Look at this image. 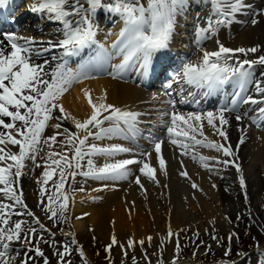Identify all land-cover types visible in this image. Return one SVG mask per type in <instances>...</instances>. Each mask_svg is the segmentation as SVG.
<instances>
[{
    "label": "snow or ice",
    "instance_id": "1",
    "mask_svg": "<svg viewBox=\"0 0 264 264\" xmlns=\"http://www.w3.org/2000/svg\"><path fill=\"white\" fill-rule=\"evenodd\" d=\"M9 0H0V7L7 5ZM85 3L87 7H85ZM188 0H147L146 5L142 4L140 0H111L105 3L104 0H35L32 6L33 12L48 13L52 18L63 23L64 26V39L57 45L63 48L64 56L77 55L83 48L89 44L97 43L95 40L97 25L93 22L98 9L107 12L118 14L124 22L118 37V42L113 45L117 50V54L123 57L122 61L113 65V73L115 75L123 74L125 71L133 67L137 62L140 64L141 70L147 74L150 68L151 59L154 53L169 46V42L176 26V18L182 14ZM212 5V13L208 17L207 27L196 26V44L208 39L210 35H214L221 26H227L233 23V18L236 13L245 9L251 8L245 0H210ZM264 13V9L260 10ZM79 17L73 23L70 17ZM213 16L215 19H213ZM251 23L256 25L258 20L253 16ZM5 39L7 44L10 45V51H5V46L0 44V163H5L6 167H0V184L6 185L2 191L5 193H13L12 199L16 204L23 205L22 194L16 195L11 185L8 184V175H14L16 178L21 177V169L24 167L23 161L25 158L35 160V152L37 145L41 141L44 129L49 125V121L59 119L54 117L53 111L59 109L61 113L64 109L61 105L56 103L61 94L67 91L68 86L73 82L79 81L81 78H89L90 72L97 67L96 61L89 62L84 65L80 71L73 72L71 69H66L63 64L57 66L52 72L50 79L44 77L48 73L44 70V65H37L31 62L29 55L30 48L18 43V38L12 34H6ZM27 44L32 41L26 40ZM217 51H203L199 62H186L176 76L179 78L181 75L184 81L196 88L206 89V95L222 89L225 85L231 84L234 91L231 95V103L224 104L216 112L205 113H189L187 116L181 115L176 112L171 113V122L167 127V133L170 143L177 145L184 149L182 154H188L189 144L178 139L183 137L185 141H190L194 145H202L205 147L213 148L217 152H221L224 157L234 156L231 146L210 141L204 136L203 122L206 120L207 124L214 130L216 134L222 137L225 141L228 140L227 132L223 126L229 124V120L225 117L226 112L236 111L239 105L245 104H260L264 103V81L254 79V68L256 65L264 66V55L259 56L255 60L239 59L236 53L245 54L256 53L259 46L250 48H228L221 44L219 41ZM46 51V49H45ZM98 59L101 64L110 59L103 46H100L98 52ZM234 61V63H229ZM47 63V61H45ZM264 75V73H261ZM254 84L255 92L260 96L256 99L253 96H246L248 86ZM85 97L88 99L92 111L91 115L83 122L75 121L77 130H83L86 135L79 137L76 133L70 132L67 128L63 132H57L44 140L51 148L52 143L57 142V136L63 135L68 145L74 148V155L69 157L54 151L49 152L51 164L59 168L60 182L56 184V192L59 193L63 188L65 179V168L82 167L79 163L73 164L74 161L83 160L85 156L92 154H102L106 156H115L119 153H129L132 149L123 147L121 145H111L108 147H98L95 144L88 145V151H83V146L86 145L88 137H95L97 139L102 136L111 137L113 135H120L128 139L129 136L125 135V131L131 134L134 138L136 129V118L139 115L135 112L122 110L112 104L100 102H93L90 93L85 90ZM106 97H100V100H105ZM172 104L173 101H168ZM102 113H108L103 115ZM259 119L264 120V107L258 109ZM243 117L236 115L235 119L239 122ZM9 121V122H6ZM219 121V125L215 121ZM253 123L257 122V118H252ZM105 121H110L111 126L103 128L102 125ZM19 122V124L17 123ZM122 125L124 127H122ZM55 129L61 128L60 123L51 125ZM91 128H99L98 132H92ZM241 132L239 144L245 141L246 129L240 128ZM197 134L204 139H198ZM51 142V143H49ZM154 150L157 155L159 169L166 174V161L160 155L161 142L153 141ZM8 145L18 146L19 152H12L7 148ZM143 156H148L150 153L142 152ZM55 157H59L56 159ZM197 157L194 155L193 159ZM208 158L199 157L200 162L204 167H208L205 161ZM12 161L13 163H7ZM63 161V165H62ZM222 163L227 166L231 161L225 159ZM89 167L88 171H82L79 174L85 177H92L97 180L108 179H126L129 175V165L139 164L140 172L150 179L155 180V169L149 163L136 159H122L116 160L111 163H105L101 167H95L92 159L87 160ZM15 167V172L11 170ZM50 167V166H49ZM238 173L241 169L238 164L235 165ZM56 169L51 171L45 170L43 173V183L46 184ZM73 178L77 172L72 171L69 173ZM180 175L187 177V172H180ZM136 183L140 184V179H136ZM241 189L246 188L245 178L241 174L239 177ZM193 188L198 186L193 183ZM215 187V185H214ZM41 194L43 195L45 189L41 187ZM57 199H62L59 208L56 207V201L52 196L48 197L49 203L44 205V210L50 213L49 219L57 217L58 213L63 214L67 208V196H57ZM10 205H0V225H9V214L5 212L6 208ZM19 215L20 213H16ZM27 215L32 216L33 213L28 212ZM39 224V220H36ZM43 230L44 225L40 224ZM36 229L31 228L28 234H23L22 222L17 221L14 225L9 227H0V264H10L11 257L8 256L12 242H22L27 245L32 244L29 238L34 234ZM23 234V236H22ZM174 233L169 230L168 236L172 237ZM236 234L232 233L229 237L231 239ZM215 239V237H213ZM152 237H147L151 241ZM76 243L75 240L72 241ZM116 237H112V244L107 246L105 251H110L111 246L116 244ZM133 240L128 241V247H133ZM141 245L144 240H140ZM177 249L179 244L177 243ZM35 252L38 257H44L43 252L39 247L30 249ZM63 261L64 257L69 254V248L64 247L63 252L55 253ZM81 255L83 253L81 252ZM225 255H228L226 252ZM27 257L21 260L20 264H28L32 259L25 253ZM44 264H49L47 258H44ZM86 264V262H85Z\"/></svg>",
    "mask_w": 264,
    "mask_h": 264
},
{
    "label": "rangeland",
    "instance_id": "2",
    "mask_svg": "<svg viewBox=\"0 0 264 264\" xmlns=\"http://www.w3.org/2000/svg\"><path fill=\"white\" fill-rule=\"evenodd\" d=\"M32 1L20 0L15 9L19 8L20 11H22L27 6L31 10L32 8L30 2ZM104 2L108 3L111 2V0H104ZM262 2L264 3V0H262ZM85 7H87L86 3ZM36 13L38 15L37 19H32L28 25H24L14 36H19V38H21L18 39V43L30 48L29 55L31 57V61L34 59L43 58L53 63V67L49 73L50 79L52 72L57 68V66L63 64V62L59 63V60L62 57L61 52H64V49L58 47L57 45L62 39L65 38V29L63 23L52 18L50 14L46 12ZM258 14L259 12L257 11L253 16H255V18L258 16L263 18V16ZM45 15L48 16L51 22L40 25L42 23L41 18ZM106 15V20L109 19V21L104 24L103 21L105 20H103V18L105 19ZM112 16L114 17L110 19ZM69 19L75 23L79 17H70ZM122 21L123 20L118 14H113L102 9H98L95 16L93 17V22L97 25V32H99L101 35L103 34V38L104 36L106 37L104 39H107V42H105L108 46H111V43L113 42V30L120 26ZM259 23L264 26L263 20L258 21L256 25H259ZM31 25H35V27ZM43 28L47 29L48 32L44 31L45 34H42ZM110 32H112V35ZM5 35V33H1L0 37L7 43ZM26 40L32 41V43L27 44ZM217 41H219L225 47L229 48V46H231L228 34H226L224 30L219 29L213 36V44L204 45L203 47L214 45V48L218 50V44L216 43ZM10 50L11 49L9 45L8 51ZM84 53H86V56L89 55V51H85ZM86 56L83 55V58L85 59ZM238 57L239 59H242L240 56ZM63 65L65 68L69 69V66L65 64ZM100 76L101 77L99 78H107L110 75L103 73ZM119 80H122V82H129L128 79L120 78ZM79 82L81 81L73 82V86H77V90L83 92L81 83ZM72 87H68L67 89V93L72 91L70 96L69 94H62L57 99L58 104L63 107L64 112L61 113L59 109H55L53 111V115L57 113L60 118L63 119L65 123H67L68 127L73 133H76L79 137H82L85 134L84 131L77 130L75 123L71 122L72 119L66 116V112H71L73 117L76 115L77 117L79 116L80 122H83L85 118L87 119L90 116V109L87 106V100H85L83 103L76 101V94L73 92ZM83 98L85 99V95ZM60 100L63 102L61 103ZM72 102L75 103L76 109L73 107ZM107 114L108 113H102L101 116ZM149 117H152V115ZM227 117L230 118L232 116L227 115ZM6 122L9 121L6 120ZM108 122L109 121H105L103 125L111 124ZM50 124L51 121H49V125L42 133L41 141L39 145H37V151L35 152V158L36 156L43 158L48 155L49 152L54 151L61 153L62 155H67L70 159L71 155L75 154L74 148L71 145H68L66 142L61 143L62 141H60L58 138L56 143H52L51 148L48 147V144L44 143V140L53 135L51 130L52 126L50 127ZM245 125L246 121L244 119H242L240 123H236L234 119H231L229 120V124L223 127L226 132H230L231 129H235L237 131L236 133H238L240 128L246 127ZM90 130L92 132H98L99 128H91ZM0 131H3V129L0 128ZM143 133L150 134L149 131H144ZM107 137L108 136H102L100 139L95 137H91V139L88 138L86 145L83 146V151L87 152L88 145L92 144H95L98 147H108L102 145L103 141H105ZM146 139L148 140V137H146ZM125 142L127 141L125 140ZM111 145L113 144L111 143L109 146ZM0 147L4 146L0 145ZM193 147L197 150L198 148L199 150L204 148L202 145ZM7 148L12 152H19L18 146L8 145ZM141 149L143 152L149 153L150 150L153 149V146H142ZM203 150L206 149L204 148ZM119 154L122 155V153ZM89 158L92 159L95 167H101L97 153L92 154L91 156H85L83 160L73 162L74 165L79 163L82 167L68 168L66 165H63L62 162V165L65 168V179L63 182V188H61L60 192L57 193L56 184L60 182L59 168H57V166L55 167L58 172H54L52 178L49 179L46 184H44L43 176H41L43 173H37V170L32 168L35 165V160L26 157L23 161L24 167L21 169L22 175L20 177V189L13 188V191L16 195L22 194V199L24 202L23 205L16 204L11 198L13 193H5L2 191L4 188L0 184V205H10L9 208L5 209V212L9 214L8 219H11L10 224L6 227L14 225L15 222L20 221L22 222L23 234H28V231L31 228L36 229V232L29 236V238L32 240L31 245H27L22 242H12L13 245L11 243L10 251L8 253V256L12 258L10 260V264H20L21 260H25L27 258L25 256L26 252L28 256L32 257V259L28 261V264H44V258H47L49 264H85V262L86 264H206L205 262L212 260H218L217 263H220V261L224 260V263L222 264H226L228 260H230V262H234L236 260H248V258L254 259L253 257H257L256 260H259L258 258L264 257L259 253H252L250 255L241 257L242 254L246 253L248 250H259L264 246V217L257 219L249 216L251 212L255 211V208L253 211L243 210L240 208L236 209L237 213L236 210H234L233 213L228 212L230 213L227 217L230 219L229 225H225L224 223L218 222L216 220V223L214 221L207 226L204 224L201 226L199 223V220H203L201 217L202 215H195L193 212L188 211L187 215H182L183 218H189L187 222H182L181 225L173 224L172 230L174 232V236H172L173 243L170 248V252V237L167 235L168 225L162 223L156 224L157 218L154 216L153 222L148 225L150 231L147 233V237H152L151 241L147 240V238L146 240L140 239L144 240V244L141 245L138 243L140 240H136L134 241L136 243H134L133 247H128L129 238L126 234L129 232L126 230L127 233H125L123 237L122 235L118 234V231L115 233V230H113V219L115 217L112 216H115L118 211H121L124 221L126 218L128 219L127 214H129L130 209L127 206H132L134 203L132 202V198V200H130L131 194L128 193V187L130 183L127 182V184L123 185L122 189L118 193L110 194L109 190L106 188L112 187L113 183L111 181H109V183H100L101 180H97L92 177H85L79 174L82 171L89 170L87 164V160ZM10 162L13 163L12 161ZM189 162H191L192 165L195 164L190 159ZM147 163H149V165L155 169V172L158 174L157 176L155 175V180L151 179L155 191H152L153 188H141L140 186H137L136 189H138L137 191L139 193L149 191L147 194H149L150 197H153V201H155L157 204L158 213L166 214L162 215V221H170L169 218L172 217L170 213L171 204L170 199L165 192L168 183L166 181L168 178L160 171L156 161H149L148 158ZM0 167H6V164L0 163ZM11 171L14 173L15 167H13ZM72 171L77 172V175L74 178L69 175V173ZM8 177L15 176L9 174ZM41 187L45 189L43 195L40 191ZM103 188L106 192L105 195L103 192H101ZM133 192L135 194V190ZM96 194L98 196L100 195V197H97ZM198 195L200 194L198 193ZM49 196H52L56 201L57 208H59V204L62 202V199H57V196H60L61 198L63 196H67L68 198L66 210L62 215L58 213L57 217L53 219H49L50 213L44 210V205L49 203ZM134 197H136V199L138 198V196ZM249 200L256 202L260 201V199L256 197L253 199L250 198ZM206 201H209V199H206ZM74 202L79 204L80 210L74 211L72 215L71 210L72 204ZM261 208H264V206ZM28 212L33 213V215H27ZM16 213L20 214L17 215ZM101 213L104 215H109L112 219L110 220V223H108V226L105 225L106 228L108 227V229H105V227L103 228L102 226H96L94 222L87 221L90 216H96ZM262 213L264 215V212ZM36 220H39V224L36 223ZM76 220L82 223V227L80 230L71 231L72 223H74ZM232 222L234 224H232ZM40 224L44 225L43 230L40 228ZM64 231L68 232V234H65ZM120 232L123 231L120 230ZM155 233L157 234V237L154 236ZM232 233H235L236 235L229 239ZM113 236L116 237L117 243L111 246L110 251H105L106 247L112 244ZM213 237H215V239ZM73 240L76 241L75 244L72 243ZM177 243L179 244V249H177ZM65 246L69 248V254H67L64 257V260L61 261L60 257L55 253L63 252ZM35 247H39V249L43 252L44 257H38L35 255L34 251L30 250L34 249ZM81 252L83 255H81ZM226 252L228 255H225ZM169 253L171 258L170 260L167 259ZM144 258H146V260H144Z\"/></svg>",
    "mask_w": 264,
    "mask_h": 264
},
{
    "label": "bare ground",
    "instance_id": "3",
    "mask_svg": "<svg viewBox=\"0 0 264 264\" xmlns=\"http://www.w3.org/2000/svg\"><path fill=\"white\" fill-rule=\"evenodd\" d=\"M203 1H205V3L206 2L208 3L207 7L209 5L212 6L210 0H188V3L186 4L182 14L177 16L175 30L171 38L172 42L175 45H177L178 43V38H183L184 42H186L185 40L188 39L185 33L187 29H184L185 26L182 27L183 31H181L184 32V34H180L181 32L179 33V30L177 28L181 25V23L183 24L184 22L190 24L191 28L193 27V20L199 14L197 13V15H193V13L197 12L196 7L201 5ZM261 1L262 0H258V1L245 0L247 4L251 5V8L245 9L235 14L233 21H235L236 23V29L234 30V37L230 40L231 46H229V48L235 49L239 47L250 48L259 45L260 47L258 48V51L256 53L247 54L250 56H254L255 59H257L261 55H264V28H263L264 26L261 23H259V25H253L251 23L252 19L250 16L252 15V13H254V9L256 6L252 2H256V4H258L259 2L261 4ZM140 2L146 5L147 0H140ZM34 3L35 0L30 2L31 8L34 5ZM9 5L11 4L9 3ZM201 8H204V5H202ZM261 9H264V3H262L261 6L259 7V10ZM261 15H264V13H262ZM74 17L76 16H73V18ZM260 18L261 17L258 16L256 19L258 21L261 20L264 21L263 19L264 16L263 18L261 19ZM196 22L197 25H199L200 19L197 18ZM123 26H124V22L122 21L120 26H118L115 29L113 28L114 29L113 35L112 32H110L113 40L111 46H108L106 42L103 43L104 45L102 44L103 48L110 56L109 59L110 64H107V61L101 64L100 60L98 59V52L92 56L91 54L86 56L85 53L84 54L86 56L85 59L83 58V54L80 52L74 56H64V52L63 51L61 52V56H62L61 59L63 60V64L69 66V69H71L73 72L80 71L84 65H87L89 62L92 61H96L97 63V67L94 69L95 70L94 72L99 73L100 71L106 69L107 67L111 72V75L107 78H98V77L95 78V76L94 77L92 76V78L90 77V79L81 78L79 80L81 82L79 83H81L83 92L78 91L77 86H73V83L70 86H68V87L73 86L72 89L73 92H75L76 94L77 102L83 103L85 100L88 101L86 97L85 99L83 98L84 92L85 90H87L90 93L93 102L96 103L104 102V103L112 104L122 110L135 112L139 114L136 118L137 132L134 138L131 137L130 133L125 131L124 134L129 136L128 139H125L123 138V136L120 135H113L111 137H107V139H105V141H103L102 144L105 146H109L111 143L113 145H121L123 147L132 149V151L129 153H122V155L117 154L115 156H106L97 153L101 166H103L105 163H111L116 160H122V159H136V160L148 162V158H149V161L150 160L156 161L157 166L159 167L157 155L154 150L153 141L155 138L157 141L161 142L160 155L166 161V174L165 172L162 173H164L168 178V179L166 178L167 179L166 182L168 183H167V187L165 186L166 187L165 192L167 193L170 199V204H171L170 213L172 217H170L169 220L171 222L162 221V215H166V214L158 213L157 204L155 203V201H153V197H150L149 194H147L149 193V191H145L143 193L142 192L139 193L137 191L138 190L136 189L137 186H140L141 188L148 187L150 189L153 188V184H152V180L148 176L140 172L139 169L141 165L134 164L128 166L129 175L127 176L126 179H115V180L108 179V180L100 181V183L101 182L109 183V181L113 183L112 187L106 188L109 190L110 194L118 193L122 189L123 185L127 184V182L130 183L128 187L129 190L128 193L131 194L130 200L133 199L132 202L134 203L132 204V206H127L129 207L130 211L129 214H127L128 219L126 218L125 221L123 219V214L121 213V211H118L115 216H112L115 217L113 219L114 222L113 230H115V233L118 231V234L122 235L123 237L124 234L127 233L126 232L127 230L129 233L126 235L128 236L129 240L130 239L133 241L140 239L146 240L147 233L150 231L148 225L151 222H153V217L156 216L157 218L156 224L162 223L168 225V229H167L168 230L167 235H168L169 230L173 232L172 230L173 224L181 225L182 222L188 221L189 218L186 219L182 217V215L185 214L187 215L188 211L193 212L195 215H202L201 217L203 220L201 221L203 223L199 220L201 226H203V224L207 226L208 224L214 221L216 223V220L218 222L224 223L225 225H229L230 219H228L227 217L230 213L228 212L233 213L234 210L240 208L248 211H253V209L255 208V211L251 212L250 215L249 214L248 215L257 219L263 218L264 215L262 212H264V208L261 207L264 206V128L263 127L259 128V127L261 125L263 126L264 120L259 119L258 109L260 107H264V103L254 104V105L253 104L243 105L241 107L244 113L240 115L243 117L242 119L246 121L245 129L247 131L246 133H244L246 137L245 141L243 144H240L239 147H237V145L239 144V140L241 136L240 131L236 133L237 131L235 129H231L230 132H227L228 140L225 141L222 137H220L218 134L214 132V130L207 124V121L203 122L204 136L207 137V139L210 141H215L217 143L225 144L226 146H231L235 154L234 156L224 157L221 152H217L215 149L205 146L203 147L206 150H203L204 148L202 150L201 149L199 150L198 148L197 150L193 147L194 144L192 142L185 141L183 137H179L178 139L182 140L185 143H188L189 146L193 147V148L189 147L188 154L186 155L182 154L184 152L183 148L170 143L167 133V127L170 125L172 112H176L181 115L187 116V114L181 112L179 109L183 108L181 107L180 103H183V101H188L190 99V96L187 95L185 97L175 98L176 102H174L172 99H166L164 97V93H162V95L156 93V95L154 96V95H149L141 87L138 88L139 87L138 84L147 87L148 84L152 82L154 83L156 82V80H153L152 78L157 77L159 70L163 68L164 64H162V62L164 60H169V61L173 60L172 56H168V53H170L169 50L171 49L172 45L170 44L168 49L167 48L162 49L159 52L153 54L150 68L149 71L147 72V74L149 73L150 74L145 81L143 80L145 79L147 74H145L141 70L140 64L139 62H137L135 65H133L130 71V74L133 75L134 77L133 79H136L137 82L136 85H132L131 83H127V82H122L119 79L122 77H126V75H128L129 73L125 71L123 74L114 76V74H112L113 73L112 66L119 64L123 59L121 55L117 54L116 49L113 50L114 49L113 45L118 42L119 33L123 28ZM98 36L100 37L99 40H101L102 35L96 31L95 37ZM189 41L191 42V40ZM0 44L5 46V51L7 52L9 49V45L3 39H1V37H0ZM180 47L181 45L177 46L176 49H179ZM183 47H188V46L185 45ZM111 50L114 51V54L112 53L113 55H110ZM203 51L206 50L202 48L192 49L190 59H188L187 62L189 61L199 62V59L202 56ZM235 55H245V54L236 53ZM76 57H81L84 59V61H82V63L80 64H76L77 61ZM45 61H47V63H45ZM31 62L37 65H44V70L46 73H48V75L45 76L44 78L49 79V73L51 68L53 67V63L43 58L34 59ZM229 63H233V61H229ZM173 67L174 65L170 66L168 70L172 69ZM254 73L257 74L255 80L264 81V75H261V73H264V66L256 65L254 68ZM133 79L130 78V81L132 83H135L133 82ZM248 88L251 90L252 89L255 90L254 84H250ZM71 93L72 91L70 93H67V91H65L63 94L64 95L69 94L70 96ZM208 95L211 96V94ZM103 96L106 97V99L101 101L100 97ZM254 98L260 99V96L256 93L254 95ZM211 99L214 98L209 97L208 101H210ZM60 101L61 103L63 102L62 100ZM168 101H173V103L169 104ZM56 103H58V101H56ZM72 105L76 109L75 103L72 102ZM255 105L256 107L254 108V110H252V112H248ZM87 106L90 109V115H91L92 109L88 104V102H87ZM190 106H195V104L191 103ZM197 108L201 109L202 106H198L196 107V109ZM205 112H211V109L198 110L194 113H205ZM246 112L248 113L245 114ZM150 115H152V117H149ZM227 115H230L232 117L228 118ZM236 115L238 114L225 113V117L228 120L234 119L236 123H240L242 119L238 122L235 119ZM66 116L72 119L71 122L75 123V121H80V117L79 116L77 117V115L73 117L71 112L68 113L66 112ZM54 117H59V119L51 120L50 127L52 124L60 123L61 128L57 130L54 127H52L51 130L53 134H56L58 131L62 133L64 128H67L70 132H72V130L68 127L67 123H65L57 113L54 114ZM102 117L103 116H101V118ZM253 117L257 118L256 123H253L252 120ZM17 123L19 124V122ZM108 123L111 122L109 121ZM215 123L217 124V126H220L218 120L215 121ZM147 124H149L150 126H147ZM104 125L103 128H108L111 126V124L109 125L104 124ZM122 127L124 126L122 125ZM143 128H146V131L150 132V134H142V135H147L146 137H149L150 141L143 140L146 139V137L145 138L141 137L143 139H140V133L142 132L141 130ZM161 128H164V130L160 131ZM85 135L86 133L84 134V136ZM57 138L60 141L65 140V137L63 135H58ZM88 138L91 139V136ZM197 138L204 139V137H200L198 134H197ZM124 139L127 142H125ZM146 143H149L148 145L153 146V149H151L149 152L150 155H148L147 157L140 154L143 152L141 149L142 146H144ZM197 146L195 145V147ZM194 155L197 157L196 159H193ZM201 156L208 158L205 161L208 167H204L200 162L199 157ZM55 158L59 159V157H55ZM189 159L195 164L192 165L191 162H189ZM225 159L231 161V163H229L227 166H225L222 163V161H224ZM7 162L11 163L10 161ZM34 164L35 165L32 168H35L37 170V173H44L46 169L51 171L56 167V165L51 164V159L49 158V154L43 158L36 156ZM236 164L239 165L241 169V173L237 172L235 167ZM182 171L187 172L188 176L187 177L181 176L180 172ZM55 172L57 173L58 171L56 170ZM241 174L245 178V183H246L245 189H241L240 187L239 177ZM155 175L156 176L158 175L157 172H155ZM137 178L140 179V184L136 183ZM20 180H21L20 177L19 178L8 177V184L11 185V187L14 189H20V184H21ZM193 183H195L198 187L193 188L192 187ZM1 186L3 188L6 187V185L4 184H1ZM134 190H135V194L133 192ZM152 191H155V188H153ZM101 192H103L104 195L106 194L104 188L103 190H101ZM198 193L200 195H198ZM133 195L138 196V198L136 199V197H134ZM96 196L100 197V195L98 196L97 194ZM255 197L260 199V201L256 202L249 200L250 198L253 199ZM206 199H209V201H206ZM77 210H80L79 204L77 202H74L72 204V210H71L72 215L74 211ZM258 210L262 212H259ZM10 220H9V224H10ZM110 220H112L110 216L104 215L103 213L98 214L96 216L93 215L92 217L90 216L87 219V221L94 222L96 226H102L103 228L105 227V229H108V227L106 228V226H108ZM232 224L234 223L232 222ZM6 226L7 225H0V227H6ZM81 227H82V223L76 220L74 223H72L71 231L80 230ZM120 230H122L123 232H120ZM64 233L68 234V232L66 231H64ZM154 236L157 237V234L155 233ZM169 240H170V245H169V252H170V248L173 243L172 237H170ZM167 259L168 260L171 259L170 253L167 256ZM144 260H146V258H144ZM234 264H264V262L261 263L259 260L256 259L253 260L252 258L251 259L248 258V260H236L234 261Z\"/></svg>",
    "mask_w": 264,
    "mask_h": 264
}]
</instances>
